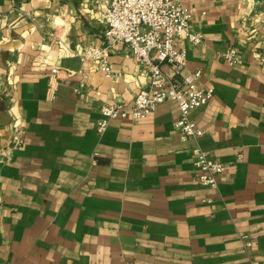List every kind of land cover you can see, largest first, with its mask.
<instances>
[{
  "label": "crops",
  "instance_id": "0c3cea01",
  "mask_svg": "<svg viewBox=\"0 0 264 264\" xmlns=\"http://www.w3.org/2000/svg\"><path fill=\"white\" fill-rule=\"evenodd\" d=\"M174 1L203 37L179 42L184 73L213 89L197 140L171 101L97 133L103 105L148 84L104 36L109 0H0V264H264V0ZM88 47H109L114 78ZM196 146L225 167L216 189Z\"/></svg>",
  "mask_w": 264,
  "mask_h": 264
},
{
  "label": "built area",
  "instance_id": "2783aa9c",
  "mask_svg": "<svg viewBox=\"0 0 264 264\" xmlns=\"http://www.w3.org/2000/svg\"><path fill=\"white\" fill-rule=\"evenodd\" d=\"M191 13L174 0H109L104 12V36L111 44H122L135 62L148 73V84L129 104H105L100 109L97 133L103 134L112 120L137 122L153 114L166 102L176 103L179 117L175 129L181 140L200 138L203 133L191 121V115L205 106L213 96L212 88L200 83L201 72L185 74L187 52L179 46L182 39L191 44L202 42L201 34L188 32ZM109 47H88L83 58L92 60L105 78L111 79ZM223 60L230 66L239 63L235 49ZM57 75V69L51 70ZM194 168L202 186L216 189L225 171L221 163L210 159L202 149H192Z\"/></svg>",
  "mask_w": 264,
  "mask_h": 264
}]
</instances>
